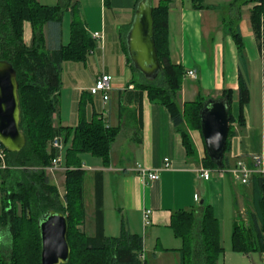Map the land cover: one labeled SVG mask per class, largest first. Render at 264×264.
Listing matches in <instances>:
<instances>
[{
    "label": "crops",
    "instance_id": "obj_1",
    "mask_svg": "<svg viewBox=\"0 0 264 264\" xmlns=\"http://www.w3.org/2000/svg\"><path fill=\"white\" fill-rule=\"evenodd\" d=\"M76 1L81 3V20L88 34L93 39L92 34L99 33L103 39L95 40L96 48L85 62L63 64V84L67 82L70 85L74 96L65 120H62L60 112L55 117L56 126L75 128L79 123L80 101L83 100L84 115L88 121L98 115L107 127L120 130L111 147L109 166H104L101 159L91 154L80 155L82 169L86 174H92L93 210L89 226L92 234L89 236L96 234L95 183L96 173L101 172L105 236L119 237L122 226L130 233L141 236V253L145 264H182L184 242L171 229L172 216L179 211L194 212L201 218L205 208L210 206L220 223L223 246L225 196L230 195L232 198L234 226L240 223V213L245 209L248 213L252 209L254 195L252 180L244 185L229 171L239 161L251 166L254 157L264 160V57L250 22L252 6L242 8L237 22L245 43L244 66L225 24L231 17L232 0H202L200 9L194 6V0H172L170 5V58L172 63L181 66L186 72L180 103L184 105L195 101L199 93L209 100L220 99L224 91H231L233 102L230 110L233 106L236 108V115H232L237 119L240 114V71L250 92V103L244 111L245 130L241 133L235 124L236 135L230 139L227 155L230 166L212 169L217 172L209 182H205L196 173L200 164L188 160L182 136L176 130L168 109L152 103L147 92L141 94L132 84L134 73L122 47L120 34L124 26L133 22L138 0H109L108 5L105 0H97L93 5L82 0ZM152 3L153 7L157 6L159 0H152ZM68 17L70 34L72 18ZM63 27L64 21L60 37L57 35L58 40L53 34V27L47 25L44 28L49 49L69 43L70 39L66 44L63 41ZM31 39V26L25 23V43L30 45ZM191 70L196 71V80L187 75ZM103 75L112 77V90L107 104L103 103L100 96L93 97L89 93L96 80ZM252 84L258 87L256 107H253ZM114 91L115 100L112 96ZM190 135L200 152L201 147L204 148L201 132L190 131ZM68 147H64L63 153ZM166 159L169 160L168 168L164 163ZM141 170H157L160 179L150 182L148 178H142ZM4 173L1 174L2 182ZM145 211L151 212L148 224L144 221ZM87 217L86 214L84 227H87ZM0 240H4L3 232L0 233ZM253 255L226 250L218 264H250ZM258 255L262 261L264 255ZM190 264H204V260L200 254L195 255Z\"/></svg>",
    "mask_w": 264,
    "mask_h": 264
},
{
    "label": "trees",
    "instance_id": "obj_2",
    "mask_svg": "<svg viewBox=\"0 0 264 264\" xmlns=\"http://www.w3.org/2000/svg\"><path fill=\"white\" fill-rule=\"evenodd\" d=\"M140 0H138L139 3ZM109 4V0H105ZM172 0H159L153 7L154 40L161 65L159 77L148 81L133 66L126 36L131 25L122 28L121 44L134 73L132 84L140 93L147 92L152 103L165 106L170 112L176 130L181 134L187 158L198 163V150L190 131L201 132L200 111L208 100L199 93L193 102L182 105L179 95L185 70L172 63L169 43V11ZM253 6L250 22L260 53L264 50V0H232L231 17L226 20L239 54L245 66V43L237 22L242 8ZM194 6L202 8V0H194ZM71 12L70 41L66 46L49 49L44 28L53 27V34L61 35L65 13ZM32 29L30 45L24 40V24ZM60 32V33H59ZM60 37V36H59ZM58 40V37H57ZM96 48L95 40L88 34L81 20V6L74 0H59L56 6H45L37 0H0V61H8L17 73L21 108L20 129L27 143L19 153L8 152L10 170L3 174L0 187V233L8 231V245L0 240V264H41V238L39 221L49 211L64 213L69 222L68 242L71 259L67 264H142L143 238L130 233L122 226L121 235L108 238L104 233L103 175L97 172L95 183L96 234L89 236L83 230L86 221L84 183L86 173L82 169L80 155L91 154L110 164L111 147L120 130L110 128L98 115L88 121L84 115L85 104L80 102L79 123L75 128L56 126L59 115L60 94L63 87V64L85 62ZM263 56V55H262ZM231 108L233 94L224 91ZM250 103V92L242 72L239 75L240 114L236 119L229 111L230 132L225 149L222 169L230 166L228 153L230 139L236 135L234 125L241 133L246 127L244 111ZM61 137L65 155V192L49 181L45 169L60 155L49 149L54 137ZM204 165L208 169L217 166L208 157L204 146ZM253 204L248 212L249 225L235 223L232 232V251L244 255H264V178H252ZM20 205V214L15 211ZM171 229L184 242L182 264H190L199 255L204 264H218L224 254L221 246V228L210 206L201 218L194 212L179 211L173 214ZM2 231V232H3Z\"/></svg>",
    "mask_w": 264,
    "mask_h": 264
},
{
    "label": "water",
    "instance_id": "obj_3",
    "mask_svg": "<svg viewBox=\"0 0 264 264\" xmlns=\"http://www.w3.org/2000/svg\"><path fill=\"white\" fill-rule=\"evenodd\" d=\"M129 58L148 81H155L161 65L154 40L152 0H140L126 36ZM230 105L225 99H209L200 111L201 135L210 160L222 169L230 132ZM21 108L17 73L8 61H0V144L9 153L21 152L27 143L20 129ZM203 204V202H202ZM41 264H67L71 259L69 222L64 213L49 211L39 221Z\"/></svg>",
    "mask_w": 264,
    "mask_h": 264
},
{
    "label": "rangeland",
    "instance_id": "obj_4",
    "mask_svg": "<svg viewBox=\"0 0 264 264\" xmlns=\"http://www.w3.org/2000/svg\"><path fill=\"white\" fill-rule=\"evenodd\" d=\"M37 1L40 4L45 5V6H56L59 3V0H37ZM74 1L77 2L76 0H74ZM82 1H85L86 3H89L91 5L97 3V0H82ZM79 5H81V3H79ZM88 10H91V9H88ZM68 16H71V18H72V14L70 11H69V13H65L64 17H63V21H64L63 41L65 44L67 43L68 39H70L69 27H68V23H69L70 18ZM24 26H25V24H24ZM64 76L66 79L67 78V71L66 70H65ZM251 89H252L253 107H256V103L258 101V95H257L258 87H256L255 84H252ZM73 96H74L73 91H72L70 85H68V83L66 82L65 84H63V87L61 89V94H60L59 112L61 113L63 121L65 120L66 114L69 113V109H70V106L72 103L71 100L73 99ZM112 96H113V99L115 100V98H114L115 91L112 92ZM179 97H180V95H179ZM179 102H180V100H179ZM235 111H236V108L233 106L232 110H231L232 114L236 115ZM51 142H52V140L49 142V149H52ZM63 151L61 152L62 170L55 172V175L53 173H49V172L45 171V174L49 178V181L58 187V190H59L61 195H64V192H65V179H64L65 171H64V169H65V164H66L65 163V155H66L67 149L64 153H63ZM204 157H205L204 148L201 147V151L198 152V164H200V165L203 164V166L205 167L204 162H203ZM0 187H1V185H0ZM92 192H93L92 174L87 173L85 176V183H84V197H85L84 198V201H85L84 204H85L86 214L88 217H87V227H83V230L87 233V235L92 234V232L89 229V226H91V222H92L91 211L93 210ZM224 203L226 204V206H225L226 211H225V215L223 216V219H222V224H223V243H222L223 246L222 247L224 248V251H226V250L232 251V232H233V229H232L233 226L232 225H233L234 206L232 204V198L230 197V195L225 196ZM15 211H16L17 215L20 214V205L19 204H15ZM240 224H242L244 226L249 225V217H248V213L246 212V209L244 212L240 213ZM7 233H9V232L3 231V236H4L3 243L5 244V249L7 248V245L9 244ZM252 260L254 261V263L252 262ZM252 260H251L250 264H264V262H263L264 259L261 261L260 256L258 254H254L252 256ZM221 264H223V263H221Z\"/></svg>",
    "mask_w": 264,
    "mask_h": 264
},
{
    "label": "built area",
    "instance_id": "obj_5",
    "mask_svg": "<svg viewBox=\"0 0 264 264\" xmlns=\"http://www.w3.org/2000/svg\"><path fill=\"white\" fill-rule=\"evenodd\" d=\"M93 39L96 41H102L103 36L99 33L93 34ZM264 57V50L262 52ZM187 75L196 80L197 73L194 70H191L187 73ZM112 90V77L109 75H103L98 78L94 84V86L89 90L91 96H100L103 103L107 104L110 100V92ZM52 149L59 151L60 155L52 160V163L49 167L45 169V171L49 173H55L59 170H62L61 164V152L64 150V144L61 137H54L51 142ZM165 167H169V160L166 159L164 161ZM10 170V166L8 164V152L6 149L0 144V185L1 174ZM65 171V169H64ZM217 172V170L207 169L201 164L199 168L196 169L197 176L200 180L209 182L212 176ZM235 179L240 181L242 184L247 185L251 182L254 177L264 178V161L260 157H254L251 166H248L245 162L239 161L237 165L229 171ZM142 178H148L150 182H157L160 179V172L157 170L149 171V170H141ZM150 211H145L144 213V221L145 224L149 223L150 220ZM140 260L142 264H145L144 257L142 253L140 254Z\"/></svg>",
    "mask_w": 264,
    "mask_h": 264
}]
</instances>
